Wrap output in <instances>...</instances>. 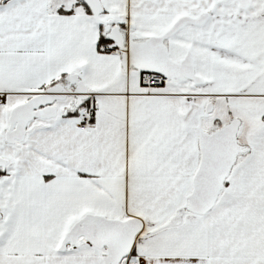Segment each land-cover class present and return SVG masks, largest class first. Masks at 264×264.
I'll list each match as a JSON object with an SVG mask.
<instances>
[{"label":"snow or ice","instance_id":"6c2138e0","mask_svg":"<svg viewBox=\"0 0 264 264\" xmlns=\"http://www.w3.org/2000/svg\"><path fill=\"white\" fill-rule=\"evenodd\" d=\"M0 264H264V0H0Z\"/></svg>","mask_w":264,"mask_h":264}]
</instances>
